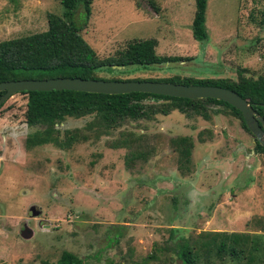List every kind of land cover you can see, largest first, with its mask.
Masks as SVG:
<instances>
[{
	"label": "rangeland",
	"instance_id": "1",
	"mask_svg": "<svg viewBox=\"0 0 264 264\" xmlns=\"http://www.w3.org/2000/svg\"><path fill=\"white\" fill-rule=\"evenodd\" d=\"M62 11L59 0H0V41L43 32L46 14ZM193 11V0H93L74 22L100 59L133 39H155L157 55L181 59L101 78L264 77V0H207L200 42L191 36ZM25 102L17 93L0 107V264L54 262L62 251L83 264H134L165 245L172 228L193 239L207 231L264 234V154L228 112L203 120L171 111L98 130L68 149L26 151L23 140L36 128L24 123ZM89 120L66 118L54 128L61 135ZM177 136L193 145L184 174L169 143ZM123 137H142L146 161L124 164L127 148H110ZM23 226L29 239L19 236Z\"/></svg>",
	"mask_w": 264,
	"mask_h": 264
},
{
	"label": "trees",
	"instance_id": "2",
	"mask_svg": "<svg viewBox=\"0 0 264 264\" xmlns=\"http://www.w3.org/2000/svg\"><path fill=\"white\" fill-rule=\"evenodd\" d=\"M93 0H59L60 15L46 14V30L18 38L0 41V82L22 79L78 78L104 81H152L181 85L215 86L236 93L247 101L255 114L264 121V77L256 79L243 76L236 80L223 78L195 79L170 77L163 79H114L101 78L100 72H119L111 69L162 66L180 62L175 56H159L155 53L156 40H130L111 57L100 59L81 36L82 25H76L74 15L89 13ZM207 0H193L194 11L190 24L191 36L196 41L206 39L205 11ZM77 13V14H76ZM34 73V75H32ZM120 73V72H119ZM3 92H0V96ZM25 95L24 123L35 127L23 140L26 151L50 144L58 149L95 138L98 130L109 132L126 121L151 120L155 115L166 116L171 111L208 120L210 114L226 111L238 119L246 131L240 113L228 104L213 99L187 100L145 93L122 95L90 94L74 91L22 92ZM153 100L155 103H148ZM2 106V105H1ZM0 106V107H1ZM209 107H215L216 110ZM218 109V110H217ZM90 118L82 129L64 130L61 135L54 128L66 118ZM91 133V136L88 134ZM249 133V132H248ZM250 134V133H249ZM251 135V134H250ZM176 153L180 174L190 170L192 140L177 136L169 140ZM142 137L118 138L110 148H127L124 164L146 161ZM254 153L264 154V148L254 140ZM165 245L154 246L149 255L134 264L162 262V264H264V234L201 232L192 237L177 236L176 229H169ZM41 264H83L81 258L62 251L54 262Z\"/></svg>",
	"mask_w": 264,
	"mask_h": 264
},
{
	"label": "water",
	"instance_id": "3",
	"mask_svg": "<svg viewBox=\"0 0 264 264\" xmlns=\"http://www.w3.org/2000/svg\"><path fill=\"white\" fill-rule=\"evenodd\" d=\"M111 69L120 70L121 67L111 66ZM74 91L90 94L122 95L129 93H145L157 96L181 98L187 100L213 99L224 102L237 110L247 131L256 143L264 148V121L254 113L249 103L233 91L215 87L199 85H181L152 81H104L78 78H51V79H22L0 82V106L12 95L22 92H50ZM30 216L37 217L40 210L34 206L29 208ZM23 239H29L32 231L23 226L19 233Z\"/></svg>",
	"mask_w": 264,
	"mask_h": 264
},
{
	"label": "flooded vegetation",
	"instance_id": "4",
	"mask_svg": "<svg viewBox=\"0 0 264 264\" xmlns=\"http://www.w3.org/2000/svg\"><path fill=\"white\" fill-rule=\"evenodd\" d=\"M178 113V112H177ZM180 114V113H179ZM60 124V123H59ZM252 136V135H251ZM255 140V139H254Z\"/></svg>",
	"mask_w": 264,
	"mask_h": 264
}]
</instances>
